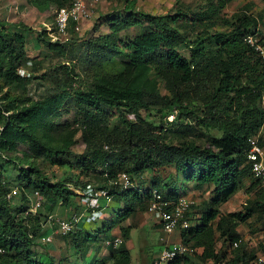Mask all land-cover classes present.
<instances>
[{"label": "trees", "instance_id": "obj_1", "mask_svg": "<svg viewBox=\"0 0 264 264\" xmlns=\"http://www.w3.org/2000/svg\"><path fill=\"white\" fill-rule=\"evenodd\" d=\"M28 1L39 11L72 5V0ZM230 1L210 2L198 12L185 6L164 14H151L136 11L135 0H125V10L130 14L113 18L109 26L112 32L86 38L93 40L101 55H121L118 70L99 76L89 90L66 81L31 104L14 106L12 102L0 101V248L5 250L0 252V264H64L61 252L67 246L63 243L68 245L66 241L79 229L62 235L63 240L57 243L55 240L53 250L59 252H50L45 247L42 259L36 236L43 231L55 203L81 211L83 205L77 199L81 198L79 193L86 199L87 179L95 178L98 188L117 192L120 173H128L132 181L146 175L145 185L141 181L136 189L118 195L126 197L130 205L133 199L142 202L152 188L170 194L181 182L179 179L210 186L213 206L204 210L196 225L185 229L181 237L185 243L194 241L195 246H203L201 256L213 260L219 257L213 245L214 226L217 225L220 238L233 242L242 240L237 227L251 217L254 206L255 212L264 216L263 191H257L258 195L249 199L245 213L225 215L219 208L240 190L245 179H250L247 192L258 189L247 154L250 139L264 124V108L260 105L264 98V59L244 40L251 29L250 33H256L259 22L246 10L221 15ZM1 21L0 55L9 56L10 66L3 68L0 60V77L11 84L16 76L10 68L16 67L20 58L14 46L19 50L26 47L27 32L31 29L5 32ZM140 24L149 27L125 41L119 38L122 27ZM200 24L202 30L195 33ZM216 27L229 29L211 31ZM70 31L72 36L79 33L72 22ZM46 33L45 38L53 46L65 44L46 37ZM76 38L66 43L73 45ZM158 81L165 83V94L161 93ZM70 105L75 107V119L62 121ZM171 114L175 117L168 120ZM112 115L117 124L111 123ZM186 117L190 119V127L194 124L212 128L220 134L208 135L204 142L170 140L167 125L181 126ZM78 140L85 145L81 153L72 150ZM16 152L25 154L24 161L17 158ZM37 158H45L51 165L66 170L46 173L36 164ZM26 163L27 167L23 165ZM28 191H39L45 199L44 207L32 212L34 200ZM133 210L132 205L126 212L118 208L119 219H126ZM5 213L9 216L2 219ZM108 214L105 210L97 227L103 228L105 238H112L111 230L120 223L119 219L110 220ZM129 229L120 226L125 239L130 235ZM246 248L245 243L240 244L230 264H250L255 250L247 252ZM261 249L264 251L263 246ZM108 250L113 260L116 255L123 258V263H132L125 243ZM12 252L20 254L22 261L13 263L9 259ZM181 261L176 258L170 264Z\"/></svg>", "mask_w": 264, "mask_h": 264}, {"label": "rangeland", "instance_id": "obj_2", "mask_svg": "<svg viewBox=\"0 0 264 264\" xmlns=\"http://www.w3.org/2000/svg\"><path fill=\"white\" fill-rule=\"evenodd\" d=\"M83 3H86L88 10L91 15L87 19L81 22V29L78 34H73L69 31L67 38L58 34L54 29V9L52 8L49 11H39L36 9L33 4L28 0H0V20H2V29L5 32H24L25 28H30L28 31L26 47L23 49L18 46H14V49L17 50L20 54L15 62L16 67L10 68V70L15 74L16 78L11 84H7L5 80L0 77V101L2 103L12 102L14 106H22L31 104L36 100L43 99L48 96L53 91L57 90V87H62L66 81L71 82L72 85L80 87L82 90H89L93 82L102 74L110 73L119 69L118 61L123 59L121 55L118 54H109V56L101 55L98 53L96 46L93 44V40L86 39L88 36H97L105 32H112V29L109 28L111 21L115 17H125L128 16L129 11L125 10V0H82ZM135 10H142L151 14H164L169 10H177L178 7L185 8L188 7V10L198 12L200 7L208 6L210 2L216 3L219 0H135ZM247 4L246 6H244ZM173 7V8H172ZM172 8V9H171ZM241 10H246L248 13H252L253 16L258 17V31L264 42V0H231L225 9L221 12V15L231 16L235 12L241 14ZM237 13V14H238ZM149 26L147 24H140L131 27H122L118 31L119 38L124 41L131 38L133 35L142 33ZM181 28L188 30L186 25H181ZM203 25H197L194 32L201 31ZM220 29L223 32L228 31L227 27H216L211 28V31ZM76 30V29H75ZM253 30V29H251ZM249 32H253V31ZM44 31L46 37L49 36L53 41H60L61 43L58 46H53L49 40L44 36ZM77 38H76V36ZM98 37V36H97ZM95 37V38H97ZM77 39V43L70 45L66 43L68 41ZM114 40H117L114 38ZM17 45V44H16ZM1 63L5 66L3 68H8L10 66V58L8 55H0ZM69 76L72 77V80L69 79ZM154 78V76H151ZM75 81V82H74ZM159 88L161 93L165 94L167 89L165 88V83L163 81H158ZM261 107L264 108V99L260 102ZM69 113H66L62 121H72L75 119L76 112L75 107L69 106ZM173 116H170L168 120H173ZM111 123L117 124L118 120L113 115L111 116ZM190 119L186 117L183 120L181 126L168 124L167 127H170L168 131L170 140H195L198 142H204L208 135H219L220 133L215 129L203 128L200 126H195L191 124ZM264 132V124L260 128V133ZM263 134V133H262ZM261 134V135H262ZM81 137V135H78ZM264 143V142H263ZM84 143L82 140H78L73 146L72 150L76 153H81L84 150ZM24 146H20V150H23ZM16 156L19 160L25 158V154L22 152H16ZM36 164H38L42 170L46 173L56 172L58 170L65 171L57 166L51 165L45 158L34 159ZM27 167L28 163L23 164ZM172 171V170H170ZM99 176V175H98ZM148 176V175H147ZM148 177L146 175H141L140 179H134L135 185H139L141 181H144L142 185L146 184ZM82 180V179H81ZM250 179H245V183L242 185L240 190L234 194L231 199L226 203H223L219 206L222 214H229L232 212H247L248 207L250 206V200L255 198L258 193L256 190L247 192V186L249 185ZM86 190L94 188L95 178L87 179ZM183 184L184 181L179 179ZM88 185V187H87ZM190 183L184 184V187L180 188L184 193H187L191 200H194L196 204L192 208V218L196 221L198 217L207 210L211 205V196L208 195L210 186L204 187L202 184L194 183V189L189 187ZM144 187V186H142ZM85 190V189H84ZM85 192V191H84ZM257 194V195H256ZM260 194V193H259ZM82 193H79L78 196L81 198L77 199L81 203ZM261 199V198H260ZM18 199H15L17 202ZM101 203L103 204V198H101ZM249 201V202H248ZM116 202V201H115ZM111 203L108 206L107 213H111L110 220H118L120 218L121 212L117 211L119 203ZM145 205V202H143ZM53 218L64 217L65 206L61 202L54 204ZM128 207L129 204H126ZM126 208L122 212H126ZM254 211L249 219L244 222H241L237 227L238 233L242 238L241 244L245 243L247 247L246 250L249 252L251 249L257 250V252H262L261 246L264 247V216L260 217L259 212H255L257 209L256 206L253 207ZM32 212H35V208H30ZM35 210V211H34ZM60 210V211H59ZM75 211V210H74ZM255 212V213H254ZM26 213V212H25ZM116 214V216H115ZM9 215H5L2 219H5ZM136 217V215H135ZM134 217V218H135ZM151 216H149L150 218ZM123 219H119L120 224H125ZM133 219H129L128 223H131ZM217 221V220H216ZM198 222V221H197ZM55 223V222H54ZM100 221L97 223L85 222L90 226H94V230L86 229L88 227L82 226L78 231H74V237L70 236V241L64 244V247L67 249L62 251L64 258V264H128L127 262H122L123 258L120 256L114 255V260L110 256L108 249L104 252V249L107 248L105 245L106 233L103 228H98ZM50 226V221L46 222L43 226V231L36 236V246H38V251L40 254L39 257L42 259L43 253L46 252L45 247H49L48 250L52 252L53 244H47L39 241L40 236L44 232L48 231ZM56 226V224H55ZM115 228L116 225L114 226ZM91 228V227H90ZM117 230V229H115ZM144 231L147 232V236L143 234L141 239V233L136 232L132 234L134 240L132 242V247H130L132 253V263L131 264H154L160 258L159 250V238L162 235L160 229L151 230L149 227L145 226ZM50 233H53L55 236L56 243L60 241L58 238L62 239V234L54 233L53 230H49ZM116 232V231H114ZM118 232V231H117ZM219 230L217 225L214 226L212 235L215 237L213 245H215L216 253L222 255L226 258H231L235 250L231 249V244L229 241H224L223 238L219 237ZM58 239V240H57ZM55 243V241H54ZM194 244V241L191 242ZM73 244L75 246H73ZM69 246V247H68ZM147 246V247H145ZM52 247V248H50ZM195 249L194 252L187 254V258H181V264H208L210 258L202 257L203 246ZM111 247H109L110 249ZM76 249V250H75ZM220 251H217V250ZM61 250V249H60ZM98 250V252H97ZM236 251V252H237ZM55 253V251L53 250ZM59 252V251H56ZM256 252V253H257ZM94 253V254H93ZM256 253L254 258H256ZM93 254V255H92ZM249 254V253H248ZM142 255V256H141ZM91 256H93L91 259ZM145 257V258H144ZM249 259V256L247 257ZM9 259L13 263L22 261L21 255L17 252H12L9 254ZM95 260V261H94ZM255 260V259H254ZM254 260H251V264H256ZM213 261V260H212ZM212 263V262H211ZM130 264V263H129Z\"/></svg>", "mask_w": 264, "mask_h": 264}, {"label": "built area", "instance_id": "obj_3", "mask_svg": "<svg viewBox=\"0 0 264 264\" xmlns=\"http://www.w3.org/2000/svg\"><path fill=\"white\" fill-rule=\"evenodd\" d=\"M90 15L91 13L87 8L86 3H83L82 0H72L71 6H62L55 10V23L53 27L58 34L63 36L59 38L66 39L71 22L74 24L76 30H80L81 22L90 17ZM247 40L251 44L256 45L257 49H260L263 52V49L256 38L249 36ZM249 158L253 164L254 176L258 178L260 184L264 186V150L259 144L253 143ZM124 177L128 182V177L126 175H124ZM13 193L16 194L17 190L14 189ZM87 193L88 196L85 211L90 210V213L84 214L88 215V219H94L100 210L99 197H108L109 194L106 190L97 191L94 188L88 189ZM30 194L34 199L35 207H39L45 200L39 191H33L30 192ZM192 203L193 201L186 196H180L175 202L163 200L161 193L154 191L149 209L156 219L164 221V227L166 230L172 231L177 228L178 225H182L183 227H188L190 225L189 220L186 218V212ZM82 215L74 214L69 219H58L59 231L62 234L69 233L79 223ZM42 239L44 241H51L52 236H44ZM121 241V238H115L111 242L117 246ZM234 246H238V243H234ZM187 249V246L175 245L171 249L164 250L161 256L162 260L158 264H165L166 260L174 258L178 253L182 254L186 252ZM4 251L5 250L1 247L0 252ZM256 263H264V256L262 254L258 255ZM215 264H228V262L226 259H218Z\"/></svg>", "mask_w": 264, "mask_h": 264}, {"label": "clouds", "instance_id": "obj_4", "mask_svg": "<svg viewBox=\"0 0 264 264\" xmlns=\"http://www.w3.org/2000/svg\"><path fill=\"white\" fill-rule=\"evenodd\" d=\"M228 4H229V2H228ZM227 4V5H228ZM57 8H55L54 9V15H55V10H56ZM236 13V12H235ZM256 19H258V17H256ZM54 23H55V19H54ZM54 25V24H53ZM228 28V27H227ZM229 29V28H228ZM69 31H70V29H69ZM223 32V31H222ZM224 32H226V31H224ZM249 36H252V37H254V38H256L257 40H258V43H259V45L262 47V49H263V52H264V42L262 41V37L260 36V34H259V32L258 31H256V33H254V34H252V33H250V32H248L246 35H245V37H244V40L247 42V43H250V42H248V37ZM251 44V43H250ZM252 46H254L255 47V49L256 50H258V52L260 53V55H261V57L264 59V55H263V52L260 50V49H257V47H256V45H253V44H251ZM264 99V98H263ZM261 105V104H260ZM170 116H173V118L172 119H174V117H175V115L174 114H171ZM170 116H169V118H170ZM259 132H260V130H259ZM259 132H258V134L257 135H255V136H253L251 139H250V149H249V151H248V154H247V159H248V161L250 162V164H251V173H252V176H253V178H255L258 182H257V185H258V191H263L264 192V186H262L261 184H260V181L258 180V178H256L255 176H254V172H253V164H252V161L250 160V158H249V153H250V151H251V149H252V145H253V143H256V144H259L261 147H262V149L264 150V143H263V141H264V132H262V133H260L259 134ZM262 134V135H261ZM253 141H255V142H253ZM124 175H126L127 177H128V182L126 181V179H125V177H124ZM135 182L134 181H132L131 180V177H130V175L128 174V173H120L119 174V180L116 182V184L118 185V187H117V192L116 191H111L110 190V188H98L97 186H95L94 187V189L95 190H97V191H100V190H106L107 192H108V194H109V196L108 197H106V196H100L99 197V202H100V210H99V212H98V215L94 218V219H88V215H85L84 213H90V210H87V211H85V209H86V200H87V196H88V193H87V190H86V187H85V195H86V199L82 196V199H81V203L80 204H82L83 205V208L81 209V211L80 212H76V211H74L72 208L70 209L69 208V211H70V214L68 215V216H64V217H61V218H56V219H54L53 218V212H51V215H50V217H49V219H48V221H50V226H55V224H56V226H55V229H54V233H59V234H62L60 231H59V228H58V219H69V218H71L74 214H78V215H82V214H84V215H82V218H81V220L79 221V223L73 228V230L75 229V230H78V229H80L79 228V226H80V224H84L85 222H89V223H97L98 221H100V217L102 216V214L104 213V211L105 210H107L108 209V206L111 204V203H113V202H118L117 200L118 199H122L120 202H123V203H126V204H129L128 203V201L125 199L126 197H120L119 198V196L118 195H120V194H122V193H124V192H127V190H130V189H132V188H135L136 189V185L134 184ZM189 182H184L183 184L181 183V182H179L177 185H176V188L175 189H173L172 191H170V194L168 195L165 191H161V190H159L158 188H152L151 190H149V192H150V194H149V196L148 197H146V198H144L143 200H142V202H138L137 201V203H139L140 205H142V206H145V208H146V211L148 212V214H149V216H151L150 218H151V220L153 221V222H158L159 224H161V226H162V229H163V231L166 233V234H173V233H175V232H179L180 233V236L182 235V232L185 230V229H189L190 227H192V226H195L196 225V222L198 221V218H199V215L197 214V218H196V221L192 218V215H191V210H192V208H194V205L196 204V202L194 201V200H192L193 201V203L190 205V207H189V209L187 210V212H186V218L189 220V222H190V225L188 226V227H183L182 225H178L177 226V228H175L174 230H172V231H168V230H166L165 229V227H164V221L163 220H161V219H156L155 218V216L151 213V211H150V209H149V207H150V203H151V201H152V199H153V192L154 191H157V192H159V193H161V195H162V197H163V200H167V201H172V202H175V201H177L178 200V198L180 197V196H186V197H188L189 198V196L187 195V193H184L180 188H182V187H184V184H188ZM190 184H194V183H190ZM205 185V184H204ZM87 187H88V185H87ZM30 192H33V191H28V194H29V197L31 198V199H33V197L31 196V194H30ZM101 198H103V201H104V203L102 204L101 203ZM132 198H133V196H132ZM191 199V198H190ZM34 200V199H33ZM136 200L137 199H133V201H134V203L133 204H131L132 206H135V202H136ZM143 202H145V205H143ZM44 203V202H43ZM43 203L39 206V207H35V202L33 203V207L35 208V210H37V209H39V208H41V207H44L43 206ZM130 204H129V206H131ZM126 208V207H125ZM34 210V211H35ZM123 210V209H122ZM110 215H112V212L111 213H109ZM47 221V222H48ZM55 222V223H54ZM100 224V223H99ZM86 225V224H85ZM95 226V225H94ZM73 230H71V231H73ZM68 234V233H67ZM52 236V240L51 241H44L42 238L44 237V236ZM62 235H66V234H62ZM115 238H121V240H122V237H118V236H114V237H112V238H105V245L107 246V247H113V248H118L121 244H122V241H121V243L119 244V245H115L113 242H111V241H113ZM181 239L179 240V241H177V242H174V243H171V244H168V245H166L165 247H163L161 250H160V258L157 260V261H155L154 262V264H158L161 260H162V258H161V256H162V253H163V251L164 250H166V249H171V248H173L175 245H184V246H187L188 247V249H187V251L186 252H184V253H178L174 258H172V259H170V260H166L165 261V264H170L172 261H174L176 258H183L184 256H186L187 254H190V252H194L195 251V249H197V248H199V247H196L194 244H192L191 242L190 243H185L183 240H182V237H180ZM162 240H165V238L164 237H162L161 238ZM39 241L40 242H42V243H44L45 245H47V244H53L54 245V241H55V236H54V234L53 233H50V232H44L43 234H42V236H40V238H39ZM241 242H242V240H234L233 242H230V243H232L231 245V249H236V248H239V246H240V244H241ZM234 243H238V246H234ZM252 250V249H251ZM217 251H220L219 249L217 250ZM262 252H257V250H255V253H256V258H253V260H254V262L256 263V259H257V257H258V255H263L264 256V251L263 250H261ZM41 254V253H40ZM39 254V255H40ZM218 259H226L227 260V262H228V264H230V259L231 258H226V257H224V256H222V255H219V257L216 259V260H213L212 258H210V263H208V264H215L216 263V261L218 260ZM213 260V261H212ZM208 261V262H209ZM212 262V263H211ZM250 264H251V261H250ZM256 264H258V263H256ZM262 264H264V263H262Z\"/></svg>", "mask_w": 264, "mask_h": 264}, {"label": "crops", "instance_id": "obj_5", "mask_svg": "<svg viewBox=\"0 0 264 264\" xmlns=\"http://www.w3.org/2000/svg\"><path fill=\"white\" fill-rule=\"evenodd\" d=\"M169 170H172V169L170 168ZM192 185H194V184H190L189 187L192 188L193 191H196V189H194V186H192ZM203 186L206 187L207 185H203ZM210 190H211V188H210ZM210 190L208 192V195H210ZM137 201H139V200H136L135 206H134V210L132 211V213L128 217H126V219H124L123 222L125 224H120V226H129V228H130L129 229V234H130L129 237L127 239H125L123 237V235L121 234L120 226H117V225H116L117 228L114 227L111 230L112 237H114V236L122 237V243H125L128 246L129 250H130V247L133 246L132 245V242L134 241V240H132L133 239V237H132V234L133 233H136V232L141 233V239L143 237V234L146 235V236L148 235L147 232H149V231H144L143 230L145 226L149 227L151 230H153V229H160L162 231V233H161L162 235L159 238V250H161L166 245L171 244V243H174V242H177V241H179L181 239L180 238L181 236H180V233L179 232H175L173 234H166L163 231L161 224H159L158 222H153L151 220V218H149V214L146 211L145 206L140 205L139 203H137ZM115 203H119V207L118 208H120L121 210L126 207V203H123V202H115ZM69 214H70L69 208L65 207V214H64V216H68ZM135 215H136V217H135ZM129 219H131V220L133 219V221L131 223H128V220ZM82 226L88 227L86 229H91V230H94V228H95L94 226H90L88 224H86V225L85 224H80L79 228H81ZM54 229H55V226H49L47 232H50L49 230H53L54 231ZM115 229H117V230H115ZM114 231H116V232H114ZM162 237H164L165 240H162L161 239ZM59 240H63V239H60L59 238ZM145 247H147V246H145ZM107 249H109V248L104 249V252ZM54 251H56V250H54ZM97 252H98V250H97ZM108 252H109V250H108ZM130 252H131V250H130ZM131 255H132V253H131ZM208 263H210V261Z\"/></svg>", "mask_w": 264, "mask_h": 264}]
</instances>
